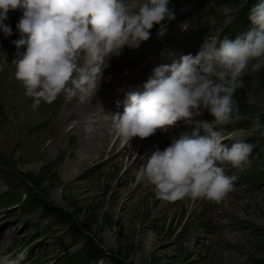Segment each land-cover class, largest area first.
<instances>
[{
	"label": "rangeland",
	"instance_id": "1",
	"mask_svg": "<svg viewBox=\"0 0 264 264\" xmlns=\"http://www.w3.org/2000/svg\"><path fill=\"white\" fill-rule=\"evenodd\" d=\"M169 2L174 3L175 19L163 22V36H158L160 25H154L150 39L140 48L125 46L119 56L109 59L104 71L110 75L102 78L109 86L99 87L95 95L104 94L98 101L109 105L111 112H123L127 93L139 88L155 67L171 64L181 55L197 54L204 39H233L236 33L227 31L246 0ZM21 16L19 9L10 11L5 24L11 26L13 35L0 32V75L15 72L12 61L18 50L12 41L20 38L16 24ZM243 82L237 90L247 103L239 110V118L234 115L231 123L220 127L226 137L235 132L254 147L243 168L223 165L225 174L235 180L232 190L217 203L188 197L175 202L158 199L152 187L137 177L148 151L141 150L138 141L124 144L115 135L107 151L95 158L80 146L73 149L75 159L70 160L66 154L70 141L65 138L45 157L29 160L20 148L13 87L8 88L0 78V257L17 259L24 253L20 264H93L79 254L82 242L68 234L67 225L44 216L41 207L28 205V197L37 195L69 210L106 252L119 254L129 264H264V148L256 149L264 138V68L249 71ZM118 94L120 102L116 101ZM63 97L52 104L42 101L35 109L32 99L30 127L44 124L54 113L66 118V132L75 133L72 129L78 121L68 110L76 107L79 98L69 102ZM248 111L259 117V130L253 127L255 119L236 125ZM109 114L99 117L106 125ZM196 118L213 120L207 110ZM176 125L154 134L162 145L194 130L184 121ZM49 128L45 125L38 130ZM224 143L230 146L233 139L226 138ZM97 264L110 263L106 259Z\"/></svg>",
	"mask_w": 264,
	"mask_h": 264
},
{
	"label": "clouds",
	"instance_id": "2",
	"mask_svg": "<svg viewBox=\"0 0 264 264\" xmlns=\"http://www.w3.org/2000/svg\"><path fill=\"white\" fill-rule=\"evenodd\" d=\"M17 9L22 16L16 24L20 38L12 41L18 50L14 77L33 99L34 109L61 94L67 100L93 97L111 57L125 46L140 48L154 25H160L158 36H163V22L175 19L169 0H0V32L6 37L13 35L5 24L8 13ZM248 19L251 27L234 39H204L197 54L155 67L139 88L127 93L122 113L105 115L110 131L124 144L167 131L178 121L194 126L190 135L142 157L137 177L158 199L218 203L235 180L223 165L243 168L248 161L254 146L235 132L226 137L220 127L234 115L239 118L235 93L244 86L243 77L264 68V0L250 8ZM203 110L211 122L195 120ZM253 127H262L259 117ZM92 131L90 122L85 132ZM226 138L233 139L230 146ZM23 258L24 253L17 259L0 257V264H20Z\"/></svg>",
	"mask_w": 264,
	"mask_h": 264
},
{
	"label": "bare ground",
	"instance_id": "3",
	"mask_svg": "<svg viewBox=\"0 0 264 264\" xmlns=\"http://www.w3.org/2000/svg\"><path fill=\"white\" fill-rule=\"evenodd\" d=\"M107 71H103V76L110 75V73L108 74ZM149 71L148 69L146 70L147 73ZM13 75L14 74L12 72H9L7 74L0 75V78L3 79L6 83H8L6 84L8 88L13 87V92L11 93V95L14 98L13 102L16 108L14 112L15 117H17V126L21 131V136L19 138V142L21 144L20 148L23 154H26L25 156H27L29 160L45 157L44 155L47 154L49 149L52 148L55 143H61L65 140V138L69 139L70 141L69 150H67L66 153L70 160L75 159L73 149L79 148L80 146L83 147L82 149H84L85 153H89L91 156H93V158H95L96 156L103 155L107 151L106 147L114 139L112 138L114 134L110 131V121L107 120L106 122L108 123V125H106L105 122H101L102 120L99 117H101L103 114L114 113L111 112L112 110H110V108L108 109L109 105H106L104 107L99 103L98 99H100V97H104V94L101 93V96L94 95L93 97L83 98L77 96L71 99V101H75L79 98V102L76 107H73V109L68 110V112L73 115L78 121L74 129H72L75 131V133H73L72 131H68L69 133L66 132V118L60 114L56 115L54 113H52V118H46L44 124L42 123L40 125L30 127L31 123L33 122L31 118V112L33 110L30 109L31 107L29 108V102L32 101V98L26 96V90L23 84L16 82ZM112 76H109V78L113 79L114 77ZM143 78L144 75L141 79L143 80ZM101 86L102 88H108L109 84L108 82H104L101 80L100 87ZM121 94H118L116 96V101H121ZM109 96L110 98L112 97L111 95ZM64 100L70 102V100L65 99V95L63 97V101ZM197 118L200 119V116H197ZM90 122L94 128V131L88 134L85 132V128ZM178 122L180 123V121ZM45 125L50 126L49 130H38V128H41ZM176 126L178 127V125ZM137 141L141 145V150L144 149L145 151H148V156H150L152 152L156 150L157 147L160 150H163L167 147L165 145H162L163 142L156 135H153L143 140L139 137H134L130 142L131 144L132 142H134L135 144ZM87 162V160H84L82 163L87 164ZM69 165L74 164L73 162H69ZM69 165L67 166L69 167Z\"/></svg>",
	"mask_w": 264,
	"mask_h": 264
},
{
	"label": "trees",
	"instance_id": "4",
	"mask_svg": "<svg viewBox=\"0 0 264 264\" xmlns=\"http://www.w3.org/2000/svg\"><path fill=\"white\" fill-rule=\"evenodd\" d=\"M258 0H246L245 4L243 6H239L238 10L236 11V21L233 26H231L227 32H234L236 33L233 35V39L242 32H245L250 25V21L248 19L250 8L257 3ZM239 4V3H238ZM169 7H174L173 2H169ZM234 29H236L234 31ZM235 99L238 101L239 104V110L242 109L241 107L247 103V100L241 96V93L239 91H236ZM241 112L239 111V114ZM241 119L238 120L237 126H240L239 124L242 121H249L251 119H256L253 112L248 111V113H242ZM259 148H264V138L259 142L257 145ZM29 206H36L41 207L43 209L44 216H53L55 221L58 224L67 225L68 227V234L75 239L76 242L81 241L82 242V248L79 252V254H83V256L93 264H97L100 260H108L110 264H129L125 261L123 257H120L119 254H113L108 253L106 250L103 249L102 246H100V243H98L94 238L90 237L88 235V229L83 226V224L78 223L76 218L71 215L69 210L56 207L53 203L46 201L42 198V196H31L27 199Z\"/></svg>",
	"mask_w": 264,
	"mask_h": 264
}]
</instances>
